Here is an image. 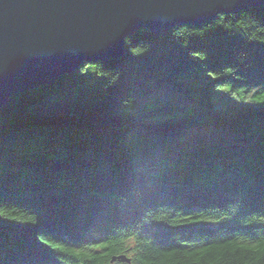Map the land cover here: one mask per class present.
<instances>
[{
	"label": "trees",
	"instance_id": "16d2710c",
	"mask_svg": "<svg viewBox=\"0 0 264 264\" xmlns=\"http://www.w3.org/2000/svg\"><path fill=\"white\" fill-rule=\"evenodd\" d=\"M126 41L0 110V264H264V6Z\"/></svg>",
	"mask_w": 264,
	"mask_h": 264
},
{
	"label": "water",
	"instance_id": "95a60500",
	"mask_svg": "<svg viewBox=\"0 0 264 264\" xmlns=\"http://www.w3.org/2000/svg\"><path fill=\"white\" fill-rule=\"evenodd\" d=\"M260 6L264 0H0V110L85 63L123 57L139 30L162 33Z\"/></svg>",
	"mask_w": 264,
	"mask_h": 264
},
{
	"label": "rangeland",
	"instance_id": "374dc122",
	"mask_svg": "<svg viewBox=\"0 0 264 264\" xmlns=\"http://www.w3.org/2000/svg\"><path fill=\"white\" fill-rule=\"evenodd\" d=\"M85 70V72L90 75L91 81L99 82L102 80V74L98 71V68L96 66L89 64L85 67Z\"/></svg>",
	"mask_w": 264,
	"mask_h": 264
},
{
	"label": "bare ground",
	"instance_id": "6f19581e",
	"mask_svg": "<svg viewBox=\"0 0 264 264\" xmlns=\"http://www.w3.org/2000/svg\"><path fill=\"white\" fill-rule=\"evenodd\" d=\"M183 25H185V24H183ZM179 26V25H178ZM177 27V26H176ZM175 28V27H174ZM144 30H148V29H144ZM171 30V29H170ZM140 31V30H139ZM149 31H151V30H149ZM168 31V30H167ZM131 259V258H130ZM112 262V261H111ZM120 262V261H119ZM132 261H130V262H128V263H131ZM123 263V262H122ZM125 263H127V262H125Z\"/></svg>",
	"mask_w": 264,
	"mask_h": 264
}]
</instances>
